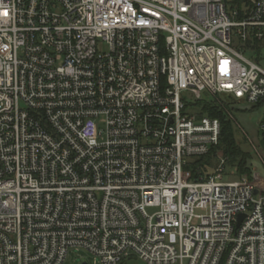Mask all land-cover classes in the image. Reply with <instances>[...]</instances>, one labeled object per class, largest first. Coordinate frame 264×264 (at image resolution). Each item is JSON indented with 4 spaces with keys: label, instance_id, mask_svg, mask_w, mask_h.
Instances as JSON below:
<instances>
[{
    "label": "built area",
    "instance_id": "2783aa9c",
    "mask_svg": "<svg viewBox=\"0 0 264 264\" xmlns=\"http://www.w3.org/2000/svg\"><path fill=\"white\" fill-rule=\"evenodd\" d=\"M202 95L264 102V0H0V264H264Z\"/></svg>",
    "mask_w": 264,
    "mask_h": 264
},
{
    "label": "trees",
    "instance_id": "16d2710c",
    "mask_svg": "<svg viewBox=\"0 0 264 264\" xmlns=\"http://www.w3.org/2000/svg\"><path fill=\"white\" fill-rule=\"evenodd\" d=\"M238 103L231 97H217L215 99H201L188 106L198 117L208 116L218 118L221 123L219 142L212 147L208 154L195 159L188 168L192 172L191 179L196 180L200 175H208L209 167L217 154H221L228 167L234 168V177L250 176L253 153L239 147L236 139L237 127L232 114V104Z\"/></svg>",
    "mask_w": 264,
    "mask_h": 264
},
{
    "label": "rangeland",
    "instance_id": "374dc122",
    "mask_svg": "<svg viewBox=\"0 0 264 264\" xmlns=\"http://www.w3.org/2000/svg\"><path fill=\"white\" fill-rule=\"evenodd\" d=\"M232 1V0H227ZM234 35V33H233ZM232 47L243 53L246 57H250L251 54L246 51L243 52L238 43L234 40L233 36V42ZM203 99L209 100L210 97L202 95ZM194 100L189 99L188 102L194 103ZM232 108L234 110V113L232 114L234 122L236 124V139L239 143V147L244 151H252L251 145L249 143V139L258 146L259 153L264 155V152L262 151V144L260 139V131H259V123L261 118L264 115V102L260 101L257 104H248V103H235L232 104ZM253 153V151H252ZM195 160V159H192ZM215 158L212 160V164L209 167L208 173H211L215 167ZM252 167L256 170V172L259 173V175L264 178V171L262 168V165L260 164L257 155L253 153V161H252ZM228 173L233 176L234 175V168L228 167L226 165L224 170V179L227 180L228 178H233L228 176ZM148 212H151L150 209H148ZM80 257H83L86 259L87 264H97L93 263L91 257L82 251H79L78 253H75L74 250L70 251L63 262V264H79ZM128 264H141L139 260H134Z\"/></svg>",
    "mask_w": 264,
    "mask_h": 264
},
{
    "label": "water",
    "instance_id": "95a60500",
    "mask_svg": "<svg viewBox=\"0 0 264 264\" xmlns=\"http://www.w3.org/2000/svg\"><path fill=\"white\" fill-rule=\"evenodd\" d=\"M242 218V216H240V219ZM238 225V224H237ZM82 264H85L84 262Z\"/></svg>",
    "mask_w": 264,
    "mask_h": 264
}]
</instances>
